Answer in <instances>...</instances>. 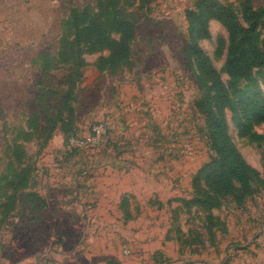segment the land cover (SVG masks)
Wrapping results in <instances>:
<instances>
[{
    "label": "rangeland",
    "instance_id": "1",
    "mask_svg": "<svg viewBox=\"0 0 264 264\" xmlns=\"http://www.w3.org/2000/svg\"><path fill=\"white\" fill-rule=\"evenodd\" d=\"M211 1L264 9V0ZM199 2L0 0V264L264 262V123L240 134L237 98L224 116L259 175L252 192L212 210L187 204L208 192L198 171L214 156L197 108L208 85L187 53V15ZM122 17L134 24L131 57L102 70L99 32L118 30ZM207 28L200 46L230 91L258 89L264 101V70L258 84L232 79L229 33L214 19ZM76 29L86 31L80 51ZM93 128L106 130L100 146L67 147L68 134Z\"/></svg>",
    "mask_w": 264,
    "mask_h": 264
},
{
    "label": "trees",
    "instance_id": "2",
    "mask_svg": "<svg viewBox=\"0 0 264 264\" xmlns=\"http://www.w3.org/2000/svg\"><path fill=\"white\" fill-rule=\"evenodd\" d=\"M153 1L140 0V4L146 6ZM108 8L110 10V7ZM106 11L108 10L106 9ZM193 12L187 15L190 29L187 53L196 61L200 81L204 85H208L209 93L199 101L197 108L208 123L210 147L214 156L208 164L198 171L208 192L188 201L187 204L212 210L228 197L242 203L244 198L252 192L253 179L259 176L239 155L228 131L224 116L225 110L237 98L238 130L240 134L247 135L252 133L255 126L264 123V101L261 96L262 92L259 93L258 89L241 91L234 86L233 90L230 91V85H226L219 72L214 69L201 48L199 40L208 38L209 20L219 21L229 33V47L224 63L225 72L232 79L258 84L255 75L258 71L264 70V9L256 10L251 3L247 2L242 7L241 12H238L230 5H220L211 0H200L197 13ZM76 18L80 19L79 16ZM122 18L124 21L118 30L111 33L99 32V35H107L108 41L99 43V40H96L98 49H105L104 51L108 52L106 57L101 58L102 62L99 67L102 70L109 69L112 71L120 68L127 64L131 57L130 44L133 38L134 24L128 23L125 17ZM112 19L122 20L118 16H114ZM85 33L86 31L77 30L74 34L72 43L78 45L79 51ZM110 34H118V38L112 39L109 37ZM96 35L98 34L96 33ZM261 35L263 36L262 39ZM67 99L69 97H65L64 101ZM68 135L75 134L71 132ZM261 161L264 170V153L261 156ZM15 199L16 197L13 198L6 212L10 213L11 210L15 209ZM217 223L213 216L207 217L206 229L209 235L210 233L213 234L211 238H214Z\"/></svg>",
    "mask_w": 264,
    "mask_h": 264
},
{
    "label": "built area",
    "instance_id": "3",
    "mask_svg": "<svg viewBox=\"0 0 264 264\" xmlns=\"http://www.w3.org/2000/svg\"><path fill=\"white\" fill-rule=\"evenodd\" d=\"M102 127V126H101ZM105 131V132H104ZM93 128V131L86 138H79L75 135H71L67 139V147L73 149L83 148L84 146H100L104 142L106 130Z\"/></svg>",
    "mask_w": 264,
    "mask_h": 264
},
{
    "label": "crops",
    "instance_id": "4",
    "mask_svg": "<svg viewBox=\"0 0 264 264\" xmlns=\"http://www.w3.org/2000/svg\"><path fill=\"white\" fill-rule=\"evenodd\" d=\"M257 261H258V260H251V261H249V262H250V264H260V263H257ZM8 264H18V263H8ZM244 264H245V263H244ZM246 264H249V263H246ZM261 264H264L263 259H262Z\"/></svg>",
    "mask_w": 264,
    "mask_h": 264
}]
</instances>
